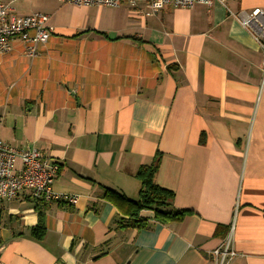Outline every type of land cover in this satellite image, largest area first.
Here are the masks:
<instances>
[{
    "label": "crops",
    "instance_id": "crops-1",
    "mask_svg": "<svg viewBox=\"0 0 264 264\" xmlns=\"http://www.w3.org/2000/svg\"><path fill=\"white\" fill-rule=\"evenodd\" d=\"M1 1L47 13L52 31L33 57L19 39L0 54V139L55 163L52 188L77 200L0 201V263L218 264L230 233L228 264H264L262 51L226 9L264 0ZM157 151L155 183L191 213L160 223L144 210L143 227L121 226L102 187L136 199L134 173Z\"/></svg>",
    "mask_w": 264,
    "mask_h": 264
},
{
    "label": "built area",
    "instance_id": "built-area-1",
    "mask_svg": "<svg viewBox=\"0 0 264 264\" xmlns=\"http://www.w3.org/2000/svg\"><path fill=\"white\" fill-rule=\"evenodd\" d=\"M74 5L116 6L122 0H61ZM130 5H136L137 0H124ZM213 0H148L151 11H157L163 5L189 7L194 3L210 4ZM226 7L224 0H216ZM233 18L240 23L258 42L262 51L261 69L264 76V11L255 7L248 12L232 13ZM49 15L41 11H33L17 15L14 7L0 0V54L7 53L11 42L19 39L26 44L25 53L29 57L36 55V45L45 42L52 31L49 25ZM18 161V164H17ZM57 165L47 164L35 148L18 149L0 139V201L10 200L21 191H26L29 197L52 201L75 203L77 195L52 188L53 174ZM231 236L225 238L222 247L212 249L214 256H219L218 264H228L235 255L230 248ZM1 264V263H0Z\"/></svg>",
    "mask_w": 264,
    "mask_h": 264
},
{
    "label": "trees",
    "instance_id": "trees-1",
    "mask_svg": "<svg viewBox=\"0 0 264 264\" xmlns=\"http://www.w3.org/2000/svg\"><path fill=\"white\" fill-rule=\"evenodd\" d=\"M160 155L157 151L149 164L139 166L134 173L140 183L136 199L128 198L114 189L102 187V198L117 206L125 217V224L121 226L143 227L146 219L141 216V212L144 210L150 211L152 218L160 223L180 221L191 213L188 209L173 207L171 201L174 192L155 183L154 174L158 168ZM32 233L35 236H42L43 224L40 214Z\"/></svg>",
    "mask_w": 264,
    "mask_h": 264
}]
</instances>
